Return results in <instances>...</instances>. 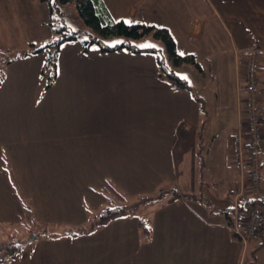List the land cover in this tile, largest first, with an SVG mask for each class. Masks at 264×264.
Instances as JSON below:
<instances>
[{
	"label": "crops",
	"instance_id": "obj_1",
	"mask_svg": "<svg viewBox=\"0 0 264 264\" xmlns=\"http://www.w3.org/2000/svg\"><path fill=\"white\" fill-rule=\"evenodd\" d=\"M103 2L115 20L168 28L178 51L193 54L197 64L174 67L157 38L137 45L158 49L166 67L180 78L178 70L202 69V54L210 45L208 54L218 55L215 64H229L235 72L234 133L245 119L240 101L245 95V61L257 53L260 69L264 66V0ZM223 36L227 46H211L223 42ZM46 38H34L29 45L42 46ZM85 38L61 45L50 87L42 73L48 49L32 52L28 45L4 66L0 224L39 223L59 237L44 254L41 243L30 242L27 247H35L31 258L16 255L11 264H243L258 235L243 244L229 224L240 184L233 134L228 156L235 174L207 182L205 162L197 154L198 133L206 120L198 102H192L190 86H178L163 72L158 51H103L98 44L85 51ZM228 56L229 63L224 61ZM261 87L258 102L264 98V83ZM260 106L264 119V103ZM262 148L264 178V144ZM160 195L183 210L156 212L163 204L156 205V199L144 202ZM128 200L136 211L141 206L146 210L130 212L94 232L78 231L106 205ZM25 203L33 216L25 211ZM263 229L264 224L259 235Z\"/></svg>",
	"mask_w": 264,
	"mask_h": 264
},
{
	"label": "rangeland",
	"instance_id": "obj_2",
	"mask_svg": "<svg viewBox=\"0 0 264 264\" xmlns=\"http://www.w3.org/2000/svg\"><path fill=\"white\" fill-rule=\"evenodd\" d=\"M56 6H58L56 13L52 16L50 5L44 0H0V63L2 62L0 64V77L3 75L5 69L4 60L11 57L13 58V56L24 52L30 41L34 38L39 39V37L42 36L47 37L48 43L54 40L56 35L53 31V26H58L60 23L67 24L73 29L80 31L83 36L90 35L89 30L93 31V29L87 27L84 20L79 16L75 0L67 4L57 3ZM51 23H53V26ZM148 35H146L148 37L145 36V38H141L136 43L144 41L143 45H146V42L156 38L153 33ZM222 38L223 42L211 44V46H227L226 42L228 39L226 40L225 36ZM109 41L113 43L114 38L109 39ZM150 43L151 45L155 44L153 41ZM31 44L29 45L30 47ZM159 44H161V42ZM164 50H166L165 47ZM204 51H206V54H202V56H204V58H201L202 69L199 67H188L178 71L179 74L187 80L191 88L190 94L193 100L192 102H198L197 106L203 113L204 120H206L205 126L202 124V128L198 133V142L200 144L197 154L201 162H205L203 178L206 179L207 182L212 183L216 179L220 180L223 178L227 180V174L228 176H233L235 174V171L232 169L233 165L229 163L228 150L229 143L231 144L233 130L237 126L238 121L237 99L235 96L236 76L235 72H232L229 64H227V66H218L215 64V62H219L217 61L218 55L208 54L210 45H208V48H205ZM165 52H167V50ZM224 61L229 63L231 61L230 57L228 56ZM259 77L261 83H264V66H262L259 71ZM258 103L261 105V108L264 103V98L260 99ZM191 115H193V112ZM207 188L208 187H206V189ZM158 197H156V200ZM164 200L161 203H156V205L163 204L161 207L157 206L156 212H158V210H163V212L177 209L183 210L177 207V205L173 207L170 206L174 202L169 203L165 198ZM126 203L129 205L132 204L130 200ZM256 206L258 209L264 210L263 205ZM138 210L139 211H136L133 208L131 213L136 214L144 212L146 208L145 206H141ZM231 219L229 220L230 225L232 224ZM29 224L30 225L22 222L0 224V264H11L13 260V257L8 256L10 251L8 248L14 249V246L35 241L34 243H37L36 246H39L38 244L41 243L39 248L43 250L40 253L44 254L45 250L50 247L53 242V238H59L54 237L56 234L50 232L51 228L40 226L39 223L30 222ZM79 229L80 228H78V230ZM97 229L98 228H95L90 232H94ZM27 246L28 245L24 246L23 250H21L22 252L20 251L17 254V259L23 258V260H28L31 258V254H33L32 250L35 247L31 245L29 248ZM243 264H264V232L252 239L250 247H248V250L244 253Z\"/></svg>",
	"mask_w": 264,
	"mask_h": 264
},
{
	"label": "trees",
	"instance_id": "obj_3",
	"mask_svg": "<svg viewBox=\"0 0 264 264\" xmlns=\"http://www.w3.org/2000/svg\"><path fill=\"white\" fill-rule=\"evenodd\" d=\"M44 1L49 3L51 14L52 16H54V13H56V9L58 7L56 6L57 3L67 4L72 0H44ZM75 1L79 16L84 20L87 27L92 28L94 31V32L92 31L91 33L89 32L90 35L85 36L86 38L83 39L85 51H88L91 45L98 44L103 51H114L120 48H127L135 51L150 50L157 52L158 49H156L155 47L140 49L136 43L137 40H140L146 35L153 33L157 39L161 40L164 43L167 50L166 59L169 58V60L173 62L172 64L174 67L181 66L185 63L197 64L196 58L193 54L181 55V53L178 51L177 43L171 31L168 28L156 26L153 24H146L141 21L128 23L124 19L115 20L108 12L107 7L103 2V0H75ZM51 24L53 26V23ZM53 31L56 35V38L51 42L46 43L42 46H36L34 43L31 44L32 52H40L45 49H48L49 51L42 72L43 75L48 76L47 87H50L53 84L54 79L56 78L57 61H58L61 45L66 41L79 39L80 37H83L80 31L73 29L67 24L60 23L58 26H53ZM113 38H116L117 40L111 43L109 39H113ZM158 55H159V64L163 72H165V74L178 86L182 88H189V85L186 82V80L180 78L172 69H168L166 67L164 63L165 62L164 55L160 52L158 53ZM11 61H12V57L5 59L4 63L8 64ZM2 76L0 77V84L2 82ZM262 165L263 164H261V168L263 170ZM161 196L162 195L158 197L157 202L164 200V196L162 197ZM155 199L156 198H148L145 199L144 202L152 201ZM171 200H174V198H172ZM241 203L243 207L247 208L248 206L252 205L254 201L249 199L247 196V198L246 197L243 198ZM256 205L260 206L261 204L256 203ZM133 208H135V204L106 205L103 209L100 210L99 213H97V215L94 218H92L88 222L87 225L81 227L80 230L84 232L94 230L95 228L103 226L116 218L129 214L131 210H133ZM25 211L29 215L33 216V209L27 203H25ZM29 243L27 242L26 244L14 246V249L8 248L10 249L8 256L9 257L16 256L23 249V247L28 245Z\"/></svg>",
	"mask_w": 264,
	"mask_h": 264
},
{
	"label": "built area",
	"instance_id": "obj_4",
	"mask_svg": "<svg viewBox=\"0 0 264 264\" xmlns=\"http://www.w3.org/2000/svg\"><path fill=\"white\" fill-rule=\"evenodd\" d=\"M259 71L258 55L252 53L245 61V95L240 99L245 104V119L240 120L232 136L233 162L240 173V184L234 192L235 205L230 219L235 235L244 244L261 232L264 223V210L256 206V203L264 205L261 168L264 119L258 109V95L262 91ZM247 196L254 203L245 208L241 202Z\"/></svg>",
	"mask_w": 264,
	"mask_h": 264
},
{
	"label": "snow or ice",
	"instance_id": "obj_5",
	"mask_svg": "<svg viewBox=\"0 0 264 264\" xmlns=\"http://www.w3.org/2000/svg\"><path fill=\"white\" fill-rule=\"evenodd\" d=\"M181 55H183V53H181Z\"/></svg>",
	"mask_w": 264,
	"mask_h": 264
}]
</instances>
